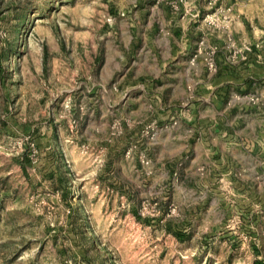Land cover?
<instances>
[{
	"label": "rangeland",
	"instance_id": "1",
	"mask_svg": "<svg viewBox=\"0 0 264 264\" xmlns=\"http://www.w3.org/2000/svg\"><path fill=\"white\" fill-rule=\"evenodd\" d=\"M192 1L0 0V264H264V160L219 165L200 154L187 169L195 153L184 138L163 158L166 136L188 129L189 109L211 102L202 84L163 97L160 76L133 66L125 69L136 77L119 87L123 108L114 82L92 92L102 76L90 67L91 44L115 31L125 41L166 10L194 12ZM214 1L197 16L208 32L231 7ZM207 43L201 65L188 68L204 80L220 70L218 46ZM233 43L226 66L243 70L250 46ZM219 169L237 176L215 177Z\"/></svg>",
	"mask_w": 264,
	"mask_h": 264
},
{
	"label": "crops",
	"instance_id": "2",
	"mask_svg": "<svg viewBox=\"0 0 264 264\" xmlns=\"http://www.w3.org/2000/svg\"><path fill=\"white\" fill-rule=\"evenodd\" d=\"M205 1H192L196 13L164 11L163 16L159 14L161 18L158 20L154 16L148 26L134 28L131 36L125 41L117 31L103 34L96 43L91 44L90 67L93 73L100 68V77H103V71L107 69L111 75L109 80L101 77L100 81L94 82L92 92L96 96L101 91L97 86L114 82L116 85L111 86L110 93L117 95L118 102L123 101V108L125 92L119 93L120 88H124L126 77L131 74H134V78L136 75H147L144 69H148L154 78L160 76L163 97L172 92L176 85H180L179 88L184 90V84L190 81L202 84L200 96L206 95L211 102L205 106L198 103L189 109L195 117L185 122L187 130H178L174 135L170 133L166 136L164 146H168L169 153L163 158L173 159L174 152L179 149H170L172 139L184 138L185 140L179 141L180 146L193 148L195 153L190 160L185 161L187 169L196 166L200 154L216 156V163L219 165L228 161L231 166H237L241 163L239 156L243 154L252 158L250 164L254 158L264 160V0H228L226 5L230 4L232 10L223 13L224 18L218 16V28L212 29L211 32L206 31L204 22L197 17L199 11L205 8ZM104 37L106 43L103 41ZM206 40L208 45L213 43L218 46L217 60L220 70L217 76L204 80L199 76H191L188 68L193 65L198 68L201 65L199 54H202ZM234 40L245 49L250 46V58L253 57V48L259 51L261 61L256 60L258 63L253 64L249 58L248 61L239 63L243 70L229 69L226 66V57L227 52L233 49ZM133 66L138 68L136 75L135 72L125 69ZM115 74L116 79L113 78ZM246 81L253 82V86L242 96L241 102L233 99L232 102L230 97L235 98L240 94L237 95L231 90L238 89L239 84ZM252 94L258 96L256 102L250 100ZM229 115L234 116L231 123L228 121ZM198 123L203 126L198 127ZM197 148H200V151ZM221 175L235 178L237 172H223L220 169L214 172L215 177L219 178Z\"/></svg>",
	"mask_w": 264,
	"mask_h": 264
},
{
	"label": "built area",
	"instance_id": "3",
	"mask_svg": "<svg viewBox=\"0 0 264 264\" xmlns=\"http://www.w3.org/2000/svg\"><path fill=\"white\" fill-rule=\"evenodd\" d=\"M231 10H232V8L229 7V8L226 9V11H224V12H225V13H226V12H230ZM224 12H223V13H224ZM249 49H250V48H249ZM213 53H214V52H213ZM208 68H209V70L212 71V72H214V71L217 70V64H216L215 59H214L213 56L210 57V59L208 60ZM257 99H258V98H255V97H253V96L250 97V100L253 101V102H256Z\"/></svg>",
	"mask_w": 264,
	"mask_h": 264
},
{
	"label": "bare ground",
	"instance_id": "4",
	"mask_svg": "<svg viewBox=\"0 0 264 264\" xmlns=\"http://www.w3.org/2000/svg\"><path fill=\"white\" fill-rule=\"evenodd\" d=\"M68 156V155H67ZM69 161V160H68Z\"/></svg>",
	"mask_w": 264,
	"mask_h": 264
}]
</instances>
